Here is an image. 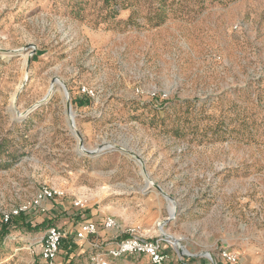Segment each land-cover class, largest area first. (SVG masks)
Here are the masks:
<instances>
[{
  "label": "rangeland",
  "instance_id": "rangeland-1",
  "mask_svg": "<svg viewBox=\"0 0 264 264\" xmlns=\"http://www.w3.org/2000/svg\"><path fill=\"white\" fill-rule=\"evenodd\" d=\"M46 188L93 214L156 193L163 215L119 217L121 238L264 264V0H0V264H55Z\"/></svg>",
  "mask_w": 264,
  "mask_h": 264
},
{
  "label": "crops",
  "instance_id": "crops-1",
  "mask_svg": "<svg viewBox=\"0 0 264 264\" xmlns=\"http://www.w3.org/2000/svg\"><path fill=\"white\" fill-rule=\"evenodd\" d=\"M75 98L79 100L81 110L85 109V102L91 100L90 97L82 95L80 92L75 94ZM119 197L115 199L114 197L112 198L111 195L108 196V200L113 201L112 204L104 205L101 212L97 214H93V212L84 213L78 207L72 206L73 203L69 200H65V198L59 197L56 202H44L43 207L46 209L44 213H47L49 219L53 221L49 226L59 228L67 235V238L71 240L72 245L69 249L74 248V250L71 251V256L74 257L76 261L81 258L83 264H97L93 261L95 255L104 254L109 248L114 247L117 242L125 239V237L121 238L122 232L127 227L135 225V223L131 225V221L132 223L134 222L133 220H127L125 223H121V221L118 220L119 217H125L129 214H139V216L142 217L141 222L147 225L151 222L154 223L156 218L163 215L164 205L158 200L156 193L148 194L143 199L139 195L132 198H126L127 200L124 199V196ZM63 199L64 201H62ZM141 201H143V203ZM111 215H116L112 216V218H115L118 227L101 232V243H99V247H94L90 238L84 240L77 239L76 235L82 223L91 220L98 225H102ZM137 221L140 222V220ZM176 241L178 240H173L171 242L176 247L183 250L182 247H179V244H177ZM164 247L168 254V260L165 264H177L181 260V254L175 250L170 254L168 252L169 246ZM61 260L62 258L59 256L55 260V264H61ZM123 261V258L118 260L110 259V264H122Z\"/></svg>",
  "mask_w": 264,
  "mask_h": 264
},
{
  "label": "built area",
  "instance_id": "built-area-1",
  "mask_svg": "<svg viewBox=\"0 0 264 264\" xmlns=\"http://www.w3.org/2000/svg\"><path fill=\"white\" fill-rule=\"evenodd\" d=\"M81 94L88 97H95V92L86 87L82 88ZM61 195V192L46 188L40 193L35 203L39 205L45 200ZM23 210L14 211L11 216L19 215L20 211ZM10 217L6 216L4 221L8 222ZM116 227L117 221L112 217L107 218L102 225L93 222H84L80 225L76 237L78 240H84ZM64 237H66V234L57 227L47 229L42 239L41 255L43 260L50 263L56 260ZM94 247H99V245L95 244ZM126 256H147L152 264H165L168 260V254L163 246V239L151 240L132 231L128 237L117 242L114 247L109 248L104 254L95 255L93 261L97 264H110V259L118 260ZM221 258L228 264H237L239 262V256L226 249L221 252Z\"/></svg>",
  "mask_w": 264,
  "mask_h": 264
},
{
  "label": "bare ground",
  "instance_id": "bare-ground-1",
  "mask_svg": "<svg viewBox=\"0 0 264 264\" xmlns=\"http://www.w3.org/2000/svg\"><path fill=\"white\" fill-rule=\"evenodd\" d=\"M67 97H68V96H67ZM174 212H175V210H174ZM174 212H173L172 216H175ZM206 256H207L209 259H212L211 256H210L209 254H207Z\"/></svg>",
  "mask_w": 264,
  "mask_h": 264
},
{
  "label": "water",
  "instance_id": "water-1",
  "mask_svg": "<svg viewBox=\"0 0 264 264\" xmlns=\"http://www.w3.org/2000/svg\"><path fill=\"white\" fill-rule=\"evenodd\" d=\"M54 83H55V84H59L60 81H59V80H55ZM174 214H175V212H174ZM173 217H174V216H172V218H173Z\"/></svg>",
  "mask_w": 264,
  "mask_h": 264
}]
</instances>
